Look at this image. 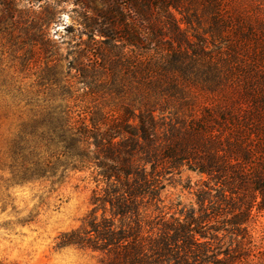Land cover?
<instances>
[{
    "label": "trees",
    "instance_id": "16d2710c",
    "mask_svg": "<svg viewBox=\"0 0 264 264\" xmlns=\"http://www.w3.org/2000/svg\"><path fill=\"white\" fill-rule=\"evenodd\" d=\"M236 1L0 0V40L46 61L45 96L24 95L13 170L21 180L92 170L104 184L60 248L102 253L104 264H264L219 236L251 244L264 213V0H250L257 13ZM68 4L80 30L73 81L48 35ZM183 168L206 178L197 198L207 221L173 217L152 237L141 203Z\"/></svg>",
    "mask_w": 264,
    "mask_h": 264
},
{
    "label": "rangeland",
    "instance_id": "374dc122",
    "mask_svg": "<svg viewBox=\"0 0 264 264\" xmlns=\"http://www.w3.org/2000/svg\"><path fill=\"white\" fill-rule=\"evenodd\" d=\"M235 4L242 5L247 11L258 12L250 0L241 3L238 0ZM74 8L72 4L60 7L48 28L50 40L60 50L62 71L70 81L75 80L72 78L75 73L67 74L68 63L75 56L73 47L80 32ZM260 14L264 15V11ZM69 25L75 30L72 35L65 31ZM28 51V45L20 44L12 50L6 41L0 40V264H104L107 259L102 253L58 246L59 237L82 227L94 209V191L104 187L96 173L60 168L54 176L47 173V177L33 175L21 180L24 169L13 170L11 141L31 108L24 95L34 96L40 91L38 98H43L42 92L47 91L38 87L46 61ZM180 172L166 176L155 195L141 203V209L145 211L141 218L143 231L152 237L158 232L152 227L160 229L164 223H172L173 217L184 219L193 214L195 219L207 221L201 214L197 198L206 178L187 168ZM102 213L99 210L97 214L100 217ZM106 215L112 218L109 211ZM119 220L116 219L118 224ZM217 227L223 228L221 224ZM249 229L251 244L226 232L219 235L221 244L237 249L235 241H242L251 248V259H264V213L250 224Z\"/></svg>",
    "mask_w": 264,
    "mask_h": 264
}]
</instances>
